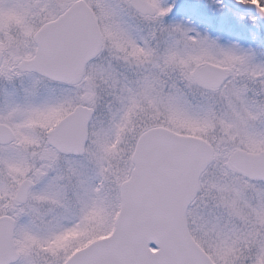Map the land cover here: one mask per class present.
<instances>
[{
  "label": "snow or ice",
  "instance_id": "snow-or-ice-1",
  "mask_svg": "<svg viewBox=\"0 0 264 264\" xmlns=\"http://www.w3.org/2000/svg\"><path fill=\"white\" fill-rule=\"evenodd\" d=\"M4 13L0 79L29 84L0 113V264H264V47L197 26L264 29V0Z\"/></svg>",
  "mask_w": 264,
  "mask_h": 264
},
{
  "label": "rangeland",
  "instance_id": "rangeland-1",
  "mask_svg": "<svg viewBox=\"0 0 264 264\" xmlns=\"http://www.w3.org/2000/svg\"><path fill=\"white\" fill-rule=\"evenodd\" d=\"M113 2H117V0H113ZM0 19H2L4 27L7 28L9 26L8 13H4L3 16L0 17ZM13 23L15 22L14 21L12 22V26L14 27L15 24ZM242 23L247 25L243 30L230 29L227 26L221 25V24H210L209 25V24L199 23V22L197 26H198L199 31L201 32L206 31L210 37L214 39H219L221 43L230 42V43H239L245 47L257 46V45L264 47V41H262V37L257 31V28H252L250 22L247 20L243 21ZM130 24L134 28L136 27L135 21H130ZM6 54H8V57L7 56L6 57L10 59L12 55L23 54V49L21 48L18 51L17 48L15 47L13 50L11 49L8 50ZM20 84H21L20 87L17 85L8 84L6 88V92H5V97H4V100L6 103H8V101L12 99L18 100L23 96V90L26 87H28V84H29L28 78L25 77L23 79H20ZM51 87H52L51 85L43 86L42 91L47 92L48 89H50ZM249 95L251 96L252 93L250 92ZM2 101H3V98L1 95L0 104H2ZM217 108L219 110L220 106L217 105ZM100 118L101 119L106 118V109L101 111ZM209 135H215L217 138H220L223 136V132L221 129L217 128L214 132L210 131ZM218 175H219L218 167L217 165L213 163L209 165L205 179L207 181H211L214 177ZM98 182H99L98 178H94L92 180L93 184H97Z\"/></svg>",
  "mask_w": 264,
  "mask_h": 264
},
{
  "label": "flooded vegetation",
  "instance_id": "flooded-vegetation-1",
  "mask_svg": "<svg viewBox=\"0 0 264 264\" xmlns=\"http://www.w3.org/2000/svg\"><path fill=\"white\" fill-rule=\"evenodd\" d=\"M13 24H15V23H13ZM0 40H3L5 43H7V32H5L4 35L0 36ZM15 47L16 46L13 45L12 47L6 49V53L8 52V50H10V49L13 50ZM6 53H5V57L6 56L8 57V54H6ZM8 84L17 85L19 87L21 86L20 79H17L12 83H8L5 80L0 79V98H1V95L3 98L2 104H0V113H4L7 110V103L5 102L4 97H5V92H6V88H7Z\"/></svg>",
  "mask_w": 264,
  "mask_h": 264
},
{
  "label": "water",
  "instance_id": "water-1",
  "mask_svg": "<svg viewBox=\"0 0 264 264\" xmlns=\"http://www.w3.org/2000/svg\"><path fill=\"white\" fill-rule=\"evenodd\" d=\"M259 31H261L263 37H264V29H259Z\"/></svg>",
  "mask_w": 264,
  "mask_h": 264
}]
</instances>
